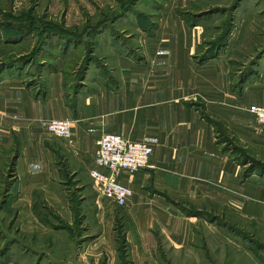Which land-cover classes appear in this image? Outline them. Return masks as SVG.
Wrapping results in <instances>:
<instances>
[{
	"label": "crops",
	"instance_id": "1",
	"mask_svg": "<svg viewBox=\"0 0 264 264\" xmlns=\"http://www.w3.org/2000/svg\"><path fill=\"white\" fill-rule=\"evenodd\" d=\"M148 42L143 60L76 85L59 68H42L34 83L1 75L0 223L22 237L24 259L55 247L61 233L78 254L105 246L151 253L164 242L177 251L191 245L199 223L182 207L228 208L264 222V169L249 170L252 160L264 163V128L248 111L264 105V76L239 94L228 70L191 59V39ZM54 119L71 122L69 139L48 132ZM105 133L153 148L146 167L120 176L132 190L125 207L100 198L88 175Z\"/></svg>",
	"mask_w": 264,
	"mask_h": 264
},
{
	"label": "rangeland",
	"instance_id": "2",
	"mask_svg": "<svg viewBox=\"0 0 264 264\" xmlns=\"http://www.w3.org/2000/svg\"><path fill=\"white\" fill-rule=\"evenodd\" d=\"M157 38L191 39V59L228 70L239 94L264 76V0H0V77L9 71L34 83L42 68H59L76 85L143 60ZM202 210L191 245L177 251L164 242L151 253L105 246L78 254L61 233L55 247L24 259L22 237L0 223V257L14 264H264V222L228 208ZM14 240L17 248H6Z\"/></svg>",
	"mask_w": 264,
	"mask_h": 264
},
{
	"label": "built area",
	"instance_id": "3",
	"mask_svg": "<svg viewBox=\"0 0 264 264\" xmlns=\"http://www.w3.org/2000/svg\"><path fill=\"white\" fill-rule=\"evenodd\" d=\"M249 113L260 129L264 128V105H250ZM52 135L69 139L72 135L69 120L54 119L47 123ZM153 154V148L146 142L132 140L116 133L102 134L96 142L94 167L88 175L102 199H108L118 207H125L132 190L120 182L123 172L135 173L146 167Z\"/></svg>",
	"mask_w": 264,
	"mask_h": 264
},
{
	"label": "trees",
	"instance_id": "4",
	"mask_svg": "<svg viewBox=\"0 0 264 264\" xmlns=\"http://www.w3.org/2000/svg\"><path fill=\"white\" fill-rule=\"evenodd\" d=\"M253 168V169H264V163L260 162V161H256V160H252L250 165H249V168ZM182 210L184 211V213H186L187 215H190V216H195V217H198V218H203L204 217V214L206 215L207 213L203 210H197L193 207H182ZM210 215V214H209ZM212 222L215 221L214 220V215H212ZM119 234V238H120V245L123 244V236L121 234V232L118 233ZM14 241H10L8 243V245L6 246V248L12 244ZM9 249V248H8ZM122 250L125 251V248L122 246ZM5 257V256H4Z\"/></svg>",
	"mask_w": 264,
	"mask_h": 264
}]
</instances>
